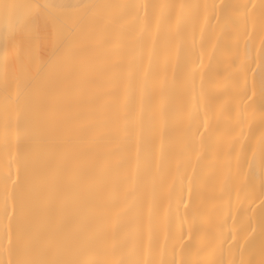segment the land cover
<instances>
[{
	"label": "bare ground",
	"instance_id": "6f19581e",
	"mask_svg": "<svg viewBox=\"0 0 264 264\" xmlns=\"http://www.w3.org/2000/svg\"><path fill=\"white\" fill-rule=\"evenodd\" d=\"M4 2L0 264H261L264 0Z\"/></svg>",
	"mask_w": 264,
	"mask_h": 264
},
{
	"label": "snow or ice",
	"instance_id": "6c2138e0",
	"mask_svg": "<svg viewBox=\"0 0 264 264\" xmlns=\"http://www.w3.org/2000/svg\"><path fill=\"white\" fill-rule=\"evenodd\" d=\"M58 7L53 4H41L38 2L27 5H19L14 3H0V17L5 21V28L9 37L13 39L23 40L25 35L37 28L42 18L50 14V10ZM26 8V14H19L18 9ZM23 53L20 49L17 51L18 57ZM261 161L264 164V148L261 149ZM68 244L67 236H56L50 242L49 251L58 252ZM18 264H103L101 261L84 260V259H32L23 260ZM252 264V262H249ZM264 264V261H261Z\"/></svg>",
	"mask_w": 264,
	"mask_h": 264
}]
</instances>
